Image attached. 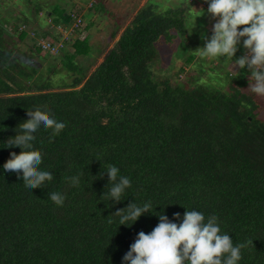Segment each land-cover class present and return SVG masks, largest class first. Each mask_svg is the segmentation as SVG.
<instances>
[{
    "label": "trees",
    "instance_id": "16d2710c",
    "mask_svg": "<svg viewBox=\"0 0 264 264\" xmlns=\"http://www.w3.org/2000/svg\"><path fill=\"white\" fill-rule=\"evenodd\" d=\"M35 7L37 14L43 11ZM55 11L59 18L48 31L82 16L79 10ZM185 13L183 7L163 14L155 6L141 8L88 78L73 62L91 52L88 27L76 29L66 66L77 76L60 91L47 79L35 90L20 83L34 75L26 73L0 24V148L34 109L66 124L58 136L42 131L36 137L33 148L44 154L40 167L54 179L32 193L2 170L23 151L0 149V264H122L138 233L158 224L155 211L172 220L175 213L183 216L184 207L216 215L222 232L246 243L240 264H264V98L248 93L246 79L237 74H225L230 91L222 92L155 82L150 71L157 44L187 35ZM48 31L40 39L54 44ZM28 34L18 32L20 39ZM110 165L132 182L123 201L109 202L111 208L101 199L107 174L100 178ZM77 174L80 184L72 187L67 178ZM52 191L65 195L63 207L47 198ZM147 201L153 215L132 227L106 220L117 209Z\"/></svg>",
    "mask_w": 264,
    "mask_h": 264
},
{
    "label": "clouds",
    "instance_id": "9594fccd",
    "mask_svg": "<svg viewBox=\"0 0 264 264\" xmlns=\"http://www.w3.org/2000/svg\"><path fill=\"white\" fill-rule=\"evenodd\" d=\"M203 2L208 6L207 14L215 22L211 35L205 34L201 37L203 47L191 52L201 59L226 58L223 61L228 62L237 75L240 73L234 69L247 68V92L264 97V0ZM192 9L196 26L197 18L205 12L193 7ZM56 26L54 25L52 30H56ZM51 35L53 41L61 40V35L57 32L55 36L53 33ZM77 39L76 31L75 39L66 42V46H74ZM241 46L245 54L237 58L236 54ZM32 113L18 128L19 133L15 137H9L7 141L2 142L7 145L4 148L18 149L24 153L19 157L13 155L5 162L2 166L3 174L8 177L16 175L18 180L23 182L25 190L30 193L34 189L44 188L46 182L54 179L51 172L40 167L44 154L33 148L37 135L42 131H50L51 136L55 137L66 127L64 122L46 111L34 109ZM105 173L108 177L107 191H104L101 199H107L106 205L111 208L113 204L109 202L118 204L123 201V197L132 187V182L128 176L122 175L115 165H110L101 172L100 178H103ZM67 181L70 186L78 187L81 177L79 174L73 175L68 177ZM47 198L57 207L65 205V195L62 192H48ZM184 208L186 211L183 216L175 213L172 220L164 211H155L154 216L158 217V224L149 233H138L123 256L122 264H240L242 249L247 246L246 243H234L231 235L222 232L216 215L205 217L203 212ZM148 213L153 215L151 201L141 204L133 202L124 209H117L106 220L109 223H118L119 226L132 227Z\"/></svg>",
    "mask_w": 264,
    "mask_h": 264
},
{
    "label": "rangeland",
    "instance_id": "374dc122",
    "mask_svg": "<svg viewBox=\"0 0 264 264\" xmlns=\"http://www.w3.org/2000/svg\"><path fill=\"white\" fill-rule=\"evenodd\" d=\"M92 3H94L93 8L88 10V5ZM35 6H42L43 11L37 14ZM144 6H155L161 14L171 9L181 7L186 9L187 35L177 34L173 44L160 42L156 46L158 56L150 64L154 81L170 80L175 86L203 87L205 89L209 87L215 91L229 92V82L225 74L228 72L235 75L236 73L228 62L223 61L226 58H222V60L201 59L197 54L191 52L203 47L201 37L205 34L211 35L212 25L215 22L207 14L208 6L203 0H0V24L6 30V39L10 48L21 60V65L25 67L26 73L34 75L32 80L22 77L20 83L24 87H31L35 90V85H41L42 80L47 79L53 84L51 89L60 91L71 84L77 76L76 73L67 70L69 62L67 58L69 57L66 55L73 56L74 46L69 48V45L66 46L63 53L59 51L61 55L56 57L47 54L48 49L43 48L44 51L41 53L34 48L35 44L42 43L39 33L48 31V25H53L52 19L59 18L53 14L57 13L55 10L64 9L68 13L79 10L78 13L82 15L81 18L84 21L82 29L88 27L85 41H87L91 52L88 56H75L73 60L81 68L80 74L88 78L103 62L105 55L114 47L121 33ZM192 7L205 12L203 16L197 18L196 26ZM18 18L21 20L31 18V20L21 22L17 21ZM33 27L37 30V34L30 31L34 30ZM21 29L26 33L29 31L30 36L28 34L25 39H20L18 32ZM56 32V30H51L47 33H53L55 36ZM115 33L117 34L112 38ZM59 46L57 45L54 50L58 51ZM240 53L245 54L242 46L236 54L237 58ZM234 70L246 79V86L249 87V73L244 70ZM182 71L185 72L182 73Z\"/></svg>",
    "mask_w": 264,
    "mask_h": 264
},
{
    "label": "built area",
    "instance_id": "2783aa9c",
    "mask_svg": "<svg viewBox=\"0 0 264 264\" xmlns=\"http://www.w3.org/2000/svg\"><path fill=\"white\" fill-rule=\"evenodd\" d=\"M91 7V5H90ZM83 19L81 16L76 15L73 18V21L68 27H61V26H56L54 29H56L57 33L61 35V40L60 41H54L55 43L53 44L49 40L41 39L43 48L48 49V52H50L52 55H57L60 54L59 51L61 52L63 49L66 47V42L72 41L75 39V34H76V29L81 28L83 26ZM54 45L55 47L57 45H60L58 51H55V47H52Z\"/></svg>",
    "mask_w": 264,
    "mask_h": 264
}]
</instances>
